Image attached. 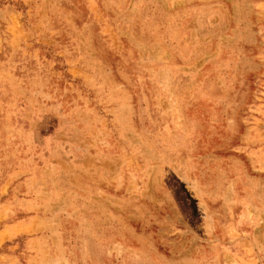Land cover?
I'll use <instances>...</instances> for the list:
<instances>
[{
    "label": "rangeland",
    "instance_id": "374dc122",
    "mask_svg": "<svg viewBox=\"0 0 264 264\" xmlns=\"http://www.w3.org/2000/svg\"><path fill=\"white\" fill-rule=\"evenodd\" d=\"M0 264H264V0H0Z\"/></svg>",
    "mask_w": 264,
    "mask_h": 264
}]
</instances>
